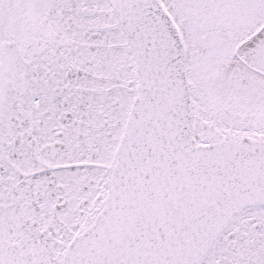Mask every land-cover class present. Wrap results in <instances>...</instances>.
<instances>
[{"label": "snow or ice", "instance_id": "snow-or-ice-1", "mask_svg": "<svg viewBox=\"0 0 264 264\" xmlns=\"http://www.w3.org/2000/svg\"><path fill=\"white\" fill-rule=\"evenodd\" d=\"M0 264H264V0H0Z\"/></svg>", "mask_w": 264, "mask_h": 264}]
</instances>
